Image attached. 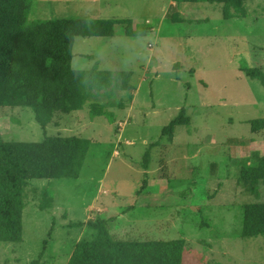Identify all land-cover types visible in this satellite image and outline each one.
<instances>
[{
  "label": "rangeland",
  "instance_id": "1",
  "mask_svg": "<svg viewBox=\"0 0 264 264\" xmlns=\"http://www.w3.org/2000/svg\"><path fill=\"white\" fill-rule=\"evenodd\" d=\"M172 4L28 0L29 20H125L113 36L74 39L75 68L112 72L110 89L90 92L82 108L54 114L45 128L31 107L0 104L2 140H89L77 177L25 184L21 240L0 242V264H66L95 235L87 221L103 218L115 240L182 239L184 264H264V236L241 234L244 206L264 202V181L239 174L244 157L264 154V125L250 128L264 118V88L239 69L264 71V0L229 18L220 3ZM179 115L188 122L162 134Z\"/></svg>",
  "mask_w": 264,
  "mask_h": 264
},
{
  "label": "trees",
  "instance_id": "2",
  "mask_svg": "<svg viewBox=\"0 0 264 264\" xmlns=\"http://www.w3.org/2000/svg\"><path fill=\"white\" fill-rule=\"evenodd\" d=\"M175 1L220 3L224 17L229 18L245 16L243 5L251 0ZM27 13L28 0H0V104L31 107L36 121L46 128L54 114L82 108L90 92L111 84L108 71L94 67L88 74L72 68L75 37L113 35L115 24L125 18L74 16L29 20ZM239 69L264 88V71L246 64L239 65ZM187 122V117L179 115L163 128L162 134H171L175 126ZM263 125L264 118L250 120L252 132ZM88 144L87 138L75 135H46L40 141L0 139V242L21 240L25 184L33 178L77 177ZM148 161L149 148L143 153L144 168ZM239 174L243 179L264 181V154L253 151L244 157ZM145 183L146 180L142 188ZM107 222L104 218L87 221L95 235L79 240L66 264H184L182 239L115 240ZM241 234L264 236V202L244 206Z\"/></svg>",
  "mask_w": 264,
  "mask_h": 264
},
{
  "label": "crops",
  "instance_id": "3",
  "mask_svg": "<svg viewBox=\"0 0 264 264\" xmlns=\"http://www.w3.org/2000/svg\"><path fill=\"white\" fill-rule=\"evenodd\" d=\"M172 2H173V4H172L173 6L178 5V4L181 5V4H184V3H185V4H190V3H192V2H190V1H179V2H177V1H175V0H172ZM175 10H176V9H175ZM221 12H222V11H221ZM221 12H220V13H221ZM175 13H177V14H175V16L178 17V16H179L178 11H175ZM173 14H174V12H173ZM222 15H223V12H222ZM223 16H224V15H223ZM178 19H179V20H177V22L180 21L182 18H179V17H178ZM170 21H171V20H170ZM171 22L174 23L175 21L172 20ZM113 35H114V34H113ZM113 35H110V36H113ZM110 36H106V37H110ZM90 37H99V36H90ZM100 37H103V36H100ZM104 37H105V36H104ZM72 52H73V57H72V60H73V59L75 58V52H74V49H72ZM77 55H78V54L76 53V56H77ZM81 58H82V57H81L80 55L77 56V59H78V60L81 59ZM72 60H71V66H72V68H74V69H79L78 67L75 68V66L72 64ZM111 73H112V72H111ZM110 85L112 86V83H111ZM110 85H109V87H110ZM108 89H110V88H108ZM114 89H117V88L115 87ZM114 89H113V90H114ZM103 90H104V89H103ZM123 91H124V89H117V91H115V93L118 92L119 94H121ZM134 91H135V92L132 91V92H133V93H132V96H133L132 101H133V102L136 100V97H137V95H138V87L135 88ZM132 96H131V97H132ZM182 259H183V254H182ZM183 263H184V262H183Z\"/></svg>",
  "mask_w": 264,
  "mask_h": 264
},
{
  "label": "built area",
  "instance_id": "4",
  "mask_svg": "<svg viewBox=\"0 0 264 264\" xmlns=\"http://www.w3.org/2000/svg\"><path fill=\"white\" fill-rule=\"evenodd\" d=\"M150 46V45H149Z\"/></svg>",
  "mask_w": 264,
  "mask_h": 264
}]
</instances>
